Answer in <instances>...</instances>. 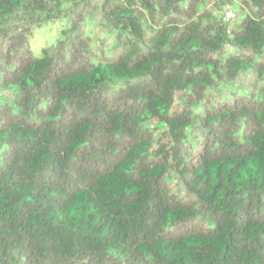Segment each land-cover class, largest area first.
I'll return each mask as SVG.
<instances>
[{
	"label": "trees",
	"instance_id": "obj_1",
	"mask_svg": "<svg viewBox=\"0 0 264 264\" xmlns=\"http://www.w3.org/2000/svg\"><path fill=\"white\" fill-rule=\"evenodd\" d=\"M0 264H264V0H0Z\"/></svg>",
	"mask_w": 264,
	"mask_h": 264
},
{
	"label": "rangeland",
	"instance_id": "obj_2",
	"mask_svg": "<svg viewBox=\"0 0 264 264\" xmlns=\"http://www.w3.org/2000/svg\"><path fill=\"white\" fill-rule=\"evenodd\" d=\"M58 28H59V27H58ZM58 30H59V29H58ZM58 30L52 32V35L55 36V35L57 34V31H58ZM40 45H41V44H40L39 42H37V46L39 47Z\"/></svg>",
	"mask_w": 264,
	"mask_h": 264
},
{
	"label": "built area",
	"instance_id": "obj_3",
	"mask_svg": "<svg viewBox=\"0 0 264 264\" xmlns=\"http://www.w3.org/2000/svg\"><path fill=\"white\" fill-rule=\"evenodd\" d=\"M230 16H231V13H230V12H228L226 17H230Z\"/></svg>",
	"mask_w": 264,
	"mask_h": 264
},
{
	"label": "clouds",
	"instance_id": "obj_4",
	"mask_svg": "<svg viewBox=\"0 0 264 264\" xmlns=\"http://www.w3.org/2000/svg\"><path fill=\"white\" fill-rule=\"evenodd\" d=\"M227 16V15H226ZM226 18H228V17H226Z\"/></svg>",
	"mask_w": 264,
	"mask_h": 264
}]
</instances>
